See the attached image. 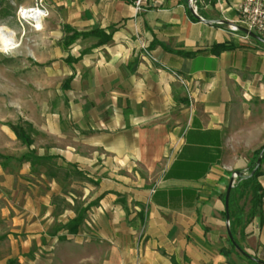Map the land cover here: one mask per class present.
Instances as JSON below:
<instances>
[{
    "label": "crops",
    "instance_id": "crops-1",
    "mask_svg": "<svg viewBox=\"0 0 264 264\" xmlns=\"http://www.w3.org/2000/svg\"><path fill=\"white\" fill-rule=\"evenodd\" d=\"M237 2L196 0L191 11L189 0H148L137 11L135 0H43L51 53L102 128L126 132L170 112L163 125L173 128L160 135L175 156L158 184L135 197L144 224L124 245L122 264H258L233 249L224 198L231 173L264 145V43L229 30ZM65 26L101 33L67 45ZM259 181L264 187V175ZM239 203L234 237L264 262V200L251 219L250 198L249 209Z\"/></svg>",
    "mask_w": 264,
    "mask_h": 264
},
{
    "label": "rangeland",
    "instance_id": "rangeland-1",
    "mask_svg": "<svg viewBox=\"0 0 264 264\" xmlns=\"http://www.w3.org/2000/svg\"><path fill=\"white\" fill-rule=\"evenodd\" d=\"M34 4L0 0V25L19 42L0 50V264H122L126 242L144 224V205L135 197L158 184L175 156L160 135L173 128L163 125L170 112L139 119L126 132L102 128L92 104L77 101L76 88L64 85L65 65L52 55L44 28L37 31L18 14ZM249 198L239 199L245 209ZM80 256L87 262H77Z\"/></svg>",
    "mask_w": 264,
    "mask_h": 264
},
{
    "label": "trees",
    "instance_id": "trees-1",
    "mask_svg": "<svg viewBox=\"0 0 264 264\" xmlns=\"http://www.w3.org/2000/svg\"><path fill=\"white\" fill-rule=\"evenodd\" d=\"M66 32H73L72 36L66 40V44L69 45L73 43L78 37L80 36H89V35H96L100 34L101 31L99 29L92 30L89 32H78L77 30H73V28L69 26H65ZM110 36L107 37L106 40H109ZM224 49L229 48V46H223ZM178 53H180L178 51ZM67 60H70V57L67 58ZM72 80V77H69L65 80V86L67 88H70V82ZM13 129L17 136L25 141L28 142L29 139L26 136L25 132L17 128L16 126H13ZM260 155H262L261 162L264 159V153L262 154L261 150H257L254 154V157L251 161V164L248 166L249 174L245 170H236V172L239 173L236 185L232 187L229 197V210L232 217V211H234V208L236 207V201L242 197L245 196V194H250V211L248 214V218H253L256 214L262 212V206H263V200H264V187L259 181V176L261 175V166L257 167V162L259 160ZM226 197V196H225ZM75 222H70V228L72 229V232H76L77 230V223L79 220H74ZM232 221H231V233L234 236V232L232 229ZM235 243H233V247L237 248L239 247L241 249L240 252H242L245 256L250 257L249 254L244 250L242 245L239 243V241L234 237ZM259 260V259H258ZM264 263L263 261L259 260L258 264Z\"/></svg>",
    "mask_w": 264,
    "mask_h": 264
},
{
    "label": "built area",
    "instance_id": "built-area-1",
    "mask_svg": "<svg viewBox=\"0 0 264 264\" xmlns=\"http://www.w3.org/2000/svg\"><path fill=\"white\" fill-rule=\"evenodd\" d=\"M147 1L148 0H135V7L137 11L144 10V6L146 5ZM152 1L154 3L158 2V0ZM195 1L196 0H189L190 3H194ZM33 7H40L45 10V8L43 7V0H35V4ZM19 10L20 7L18 8V14L21 16L22 19H24L22 13H20ZM236 11L237 19L234 22L228 23V28L230 31L234 33L241 32L245 38L251 37L241 30V28H245L250 32H254L264 38V0H238L236 4ZM195 13L197 16L199 15L197 11H195ZM33 27L37 31L43 29V27H41L40 29L36 26ZM235 176H238L236 172H234L233 178H235Z\"/></svg>",
    "mask_w": 264,
    "mask_h": 264
},
{
    "label": "bare ground",
    "instance_id": "bare-ground-1",
    "mask_svg": "<svg viewBox=\"0 0 264 264\" xmlns=\"http://www.w3.org/2000/svg\"><path fill=\"white\" fill-rule=\"evenodd\" d=\"M19 12L22 13L23 18L27 19L31 26H36L39 29L44 27V20L47 16L44 9L21 6ZM18 45L19 42L16 40L15 32L5 24L0 25V50L7 52L18 47Z\"/></svg>",
    "mask_w": 264,
    "mask_h": 264
},
{
    "label": "water",
    "instance_id": "water-1",
    "mask_svg": "<svg viewBox=\"0 0 264 264\" xmlns=\"http://www.w3.org/2000/svg\"><path fill=\"white\" fill-rule=\"evenodd\" d=\"M190 4H191V5H190V10L193 11V3H190ZM241 30H242L244 33H246V34H248L249 36H251L252 38H254V39H256V40L261 41V42L264 43V38H262V37L259 36L258 34L254 33V32H250L249 30H247V29H245V28H241ZM263 153H264V151L262 152V154H263ZM261 157H262V155L259 157V160H258V162H257V167L261 166V162H260ZM236 173H237V175H239L238 172H236ZM233 182H234V178L231 179L230 184H229V186H228V189H227V192H226V197H225V205H226V212H227V217H226V218H227V224H228L229 237H230V239L232 240V242L235 243L234 236H233V234L231 233V230H230V228H229V197H230L231 189H232V187L234 186V185H233ZM237 249H238L239 251H241V249H240L239 247H237ZM250 258L253 259V260H255L256 262L259 261L257 258H254V257H251V256H250Z\"/></svg>",
    "mask_w": 264,
    "mask_h": 264
}]
</instances>
